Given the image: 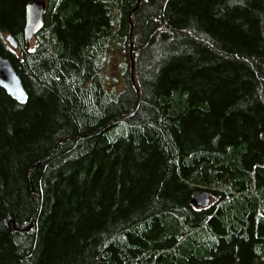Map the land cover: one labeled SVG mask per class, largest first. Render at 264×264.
<instances>
[{"label": "trees", "instance_id": "16d2710c", "mask_svg": "<svg viewBox=\"0 0 264 264\" xmlns=\"http://www.w3.org/2000/svg\"><path fill=\"white\" fill-rule=\"evenodd\" d=\"M30 1L0 0V264H264V0H45L27 45Z\"/></svg>", "mask_w": 264, "mask_h": 264}, {"label": "water", "instance_id": "95a60500", "mask_svg": "<svg viewBox=\"0 0 264 264\" xmlns=\"http://www.w3.org/2000/svg\"><path fill=\"white\" fill-rule=\"evenodd\" d=\"M45 9V0H31L27 5L24 27V39L27 45L41 28ZM6 41L11 47H17L15 40L10 35L6 36ZM0 87L19 103H24L27 99L17 72L5 57H0ZM189 203L193 208H204L211 204V196L207 191H198L192 195ZM31 227L32 222L25 229L28 230Z\"/></svg>", "mask_w": 264, "mask_h": 264}, {"label": "rangeland", "instance_id": "374dc122", "mask_svg": "<svg viewBox=\"0 0 264 264\" xmlns=\"http://www.w3.org/2000/svg\"><path fill=\"white\" fill-rule=\"evenodd\" d=\"M32 42L33 41L31 40V42H30L31 45H32ZM111 62L108 64V67H107V69H108V72H107L108 75H106L107 76V83L115 85L114 78H116V77H115V72H114V62L112 60H111ZM212 201H213V199L211 198V202Z\"/></svg>", "mask_w": 264, "mask_h": 264}]
</instances>
